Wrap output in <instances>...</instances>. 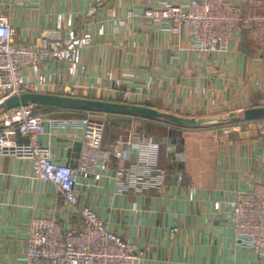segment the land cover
<instances>
[{
    "label": "crops",
    "instance_id": "obj_1",
    "mask_svg": "<svg viewBox=\"0 0 264 264\" xmlns=\"http://www.w3.org/2000/svg\"><path fill=\"white\" fill-rule=\"evenodd\" d=\"M185 1L102 0L98 10L88 13L95 0H0V13L8 14L18 43H35L54 28L56 15L71 18L76 33L91 34L73 77L78 97L117 101L125 92L129 103L184 115H225L264 106V45H258L246 29L236 31L221 51L208 55L191 48L187 30L176 38L139 18L146 7ZM227 1L239 5L244 14L264 12V0ZM129 9L134 17H126ZM251 47L258 53L251 52ZM65 71L64 63L40 67L41 73L60 84ZM43 111L47 117L81 115L59 107ZM131 124L126 121L120 131L106 128L102 145L107 148L118 142L134 157L140 134ZM81 136L78 128L47 127L41 141L49 147L54 162L73 165ZM155 137L164 145L174 143L169 130ZM192 137L186 132L181 135L179 148L186 161L179 169L171 163L173 155L161 147L158 163L166 172L162 191L116 195L109 166L98 168L99 180L78 177L79 204L90 206L109 227L143 249L142 264H264V255L257 257L235 244L230 218L235 192L264 182V145L254 150L233 147L236 153H224L223 160L219 152L212 156L210 149L200 148L196 153L200 162L190 166L191 153L186 151ZM36 215L63 223L79 220L50 183L33 176L28 160L0 156V264L23 263L29 221Z\"/></svg>",
    "mask_w": 264,
    "mask_h": 264
},
{
    "label": "built area",
    "instance_id": "obj_2",
    "mask_svg": "<svg viewBox=\"0 0 264 264\" xmlns=\"http://www.w3.org/2000/svg\"><path fill=\"white\" fill-rule=\"evenodd\" d=\"M95 1L88 13L98 10L103 3L102 0ZM134 16L132 10L126 11V17ZM139 18L176 38L187 30L191 48L199 53L221 51L233 34L243 28L258 45H264V12L244 14L239 5L227 0H187L180 4L146 7ZM98 32L102 33V29ZM15 37L16 30L8 14L0 13V105L23 93L77 96L72 82L80 62V51L91 41L89 32L76 33L71 18L63 20L56 15L54 28L42 34L35 43H18ZM51 62L66 65L65 80L61 84L40 72L41 65ZM120 97L121 102L129 103L127 93L122 92ZM34 106L19 105L2 111L0 156L28 160L33 176L50 183L79 220L63 223L54 217L32 216L22 264H142L145 251L109 227L90 206L79 204L75 185L78 177L99 180L98 168L112 166L116 195L162 191L166 186V172L158 163L163 144L160 139L151 134L144 135L134 144V157L118 142L107 148L102 145L109 115L146 122H152V118L97 109H74L81 113L79 116L47 117ZM47 127L81 129L82 136L77 141L78 156L73 165L52 160L49 147L41 141ZM165 146L174 162L181 164L186 160L185 153L175 151L171 142ZM262 171L264 173V165ZM177 178H181L180 174ZM192 193L190 190V198ZM230 218L235 244L251 250L257 257L264 255V182L235 192Z\"/></svg>",
    "mask_w": 264,
    "mask_h": 264
},
{
    "label": "rangeland",
    "instance_id": "obj_3",
    "mask_svg": "<svg viewBox=\"0 0 264 264\" xmlns=\"http://www.w3.org/2000/svg\"><path fill=\"white\" fill-rule=\"evenodd\" d=\"M253 51L258 53L257 48L251 47V52ZM203 54L214 55L215 53ZM115 100H117L115 102H121V98H115ZM34 108L35 110H40L37 106H34ZM160 112L163 111L161 110ZM1 114L2 110L0 109V116ZM173 114L185 118H203L205 121L196 126H184L162 118H152V122H146L133 117H119L111 114L106 117L105 129L109 127L113 131H120V129L124 128L127 121L128 123H132L131 125L134 127V132H138L140 134L139 138H142L146 134L154 136L162 135L167 130H171L173 132V145L175 147V151L177 152L182 151L181 148H179V141L181 140V135H183L184 132H186L187 137L195 135L197 139L192 137L194 140H190L186 151L187 154L191 153L188 155L190 158L188 165L190 166H194L196 163L200 162L197 160L198 158L196 156V153L200 152V148L210 149L208 154H211L212 156L216 154V152H219V158L223 160L224 153L229 152L232 155L236 153L233 152L235 150H232L233 147H250L254 150L256 147L261 146V144L264 145V119L256 121H243L240 118V111L233 113V116L231 117H229V114L220 115V113H203L196 115ZM111 133L112 132H110V134ZM162 147L165 148L166 146L162 144ZM194 149L195 152H193ZM185 161L183 163H185ZM171 163L177 165L176 168L178 169L179 165L182 164L174 161ZM144 193H146V191L135 195H142Z\"/></svg>",
    "mask_w": 264,
    "mask_h": 264
},
{
    "label": "water",
    "instance_id": "obj_4",
    "mask_svg": "<svg viewBox=\"0 0 264 264\" xmlns=\"http://www.w3.org/2000/svg\"><path fill=\"white\" fill-rule=\"evenodd\" d=\"M26 104L46 105L76 110L97 109L111 113L138 114L148 118H162L175 124L184 126H196L205 121V119L203 118H185L182 116L174 115L173 113L160 112L153 107L141 104L44 93H23L21 95L12 96L0 105V109L2 111H6L10 108ZM231 116H233V113H229V117ZM240 118L242 120H254L264 118V106H255L243 109L240 111Z\"/></svg>",
    "mask_w": 264,
    "mask_h": 264
},
{
    "label": "trees",
    "instance_id": "obj_5",
    "mask_svg": "<svg viewBox=\"0 0 264 264\" xmlns=\"http://www.w3.org/2000/svg\"><path fill=\"white\" fill-rule=\"evenodd\" d=\"M37 106V108H39L40 110H37V111H43L44 108H48V107H52V106H46V105H35ZM53 108V107H52ZM44 112V111H43ZM44 115H46V113L44 112ZM170 135H173V132L170 130Z\"/></svg>",
    "mask_w": 264,
    "mask_h": 264
}]
</instances>
